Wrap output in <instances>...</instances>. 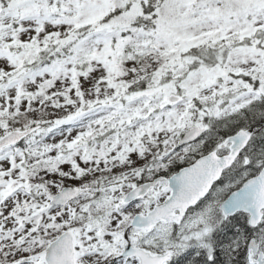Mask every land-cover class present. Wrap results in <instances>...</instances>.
<instances>
[{"label":"snow or ice","instance_id":"6c2138e0","mask_svg":"<svg viewBox=\"0 0 264 264\" xmlns=\"http://www.w3.org/2000/svg\"><path fill=\"white\" fill-rule=\"evenodd\" d=\"M0 264H264V0H0Z\"/></svg>","mask_w":264,"mask_h":264}]
</instances>
